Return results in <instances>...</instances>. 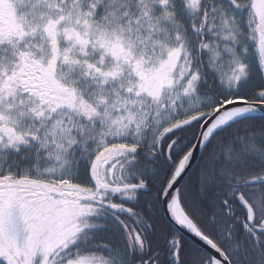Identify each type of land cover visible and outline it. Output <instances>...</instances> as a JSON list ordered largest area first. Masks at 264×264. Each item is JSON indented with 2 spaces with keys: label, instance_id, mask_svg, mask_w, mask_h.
<instances>
[{
  "label": "snow or ice",
  "instance_id": "snow-or-ice-1",
  "mask_svg": "<svg viewBox=\"0 0 264 264\" xmlns=\"http://www.w3.org/2000/svg\"><path fill=\"white\" fill-rule=\"evenodd\" d=\"M0 264H264V0H0Z\"/></svg>",
  "mask_w": 264,
  "mask_h": 264
},
{
  "label": "water",
  "instance_id": "water-1",
  "mask_svg": "<svg viewBox=\"0 0 264 264\" xmlns=\"http://www.w3.org/2000/svg\"><path fill=\"white\" fill-rule=\"evenodd\" d=\"M209 251H211V250L209 249Z\"/></svg>",
  "mask_w": 264,
  "mask_h": 264
}]
</instances>
